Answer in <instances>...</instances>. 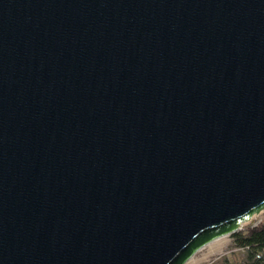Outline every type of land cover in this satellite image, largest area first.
<instances>
[{"label":"water","instance_id":"95a60500","mask_svg":"<svg viewBox=\"0 0 264 264\" xmlns=\"http://www.w3.org/2000/svg\"><path fill=\"white\" fill-rule=\"evenodd\" d=\"M264 209V0H0V264H184Z\"/></svg>","mask_w":264,"mask_h":264},{"label":"rangeland","instance_id":"374dc122","mask_svg":"<svg viewBox=\"0 0 264 264\" xmlns=\"http://www.w3.org/2000/svg\"><path fill=\"white\" fill-rule=\"evenodd\" d=\"M263 220L264 209L241 222L240 229L251 227ZM223 258L229 261L224 262ZM242 259L243 253L232 245L231 234H227L219 241L210 242L199 248L184 264H241Z\"/></svg>","mask_w":264,"mask_h":264},{"label":"trees","instance_id":"16d2710c","mask_svg":"<svg viewBox=\"0 0 264 264\" xmlns=\"http://www.w3.org/2000/svg\"><path fill=\"white\" fill-rule=\"evenodd\" d=\"M231 238L232 245L243 253L241 264H264V220L232 233Z\"/></svg>","mask_w":264,"mask_h":264},{"label":"bare ground","instance_id":"6f19581e","mask_svg":"<svg viewBox=\"0 0 264 264\" xmlns=\"http://www.w3.org/2000/svg\"><path fill=\"white\" fill-rule=\"evenodd\" d=\"M225 235H223V236H221V237H218V238H216L215 240H213V241H219L222 237H224ZM213 241H211V242H213Z\"/></svg>","mask_w":264,"mask_h":264}]
</instances>
